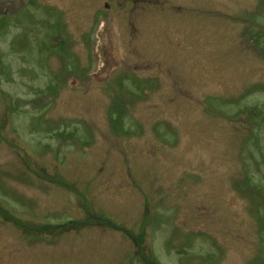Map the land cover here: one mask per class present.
<instances>
[{
  "label": "rangeland",
  "instance_id": "rangeland-1",
  "mask_svg": "<svg viewBox=\"0 0 264 264\" xmlns=\"http://www.w3.org/2000/svg\"><path fill=\"white\" fill-rule=\"evenodd\" d=\"M147 1L0 6V264H264V0Z\"/></svg>",
  "mask_w": 264,
  "mask_h": 264
},
{
  "label": "flooded vegetation",
  "instance_id": "flooded-vegetation-1",
  "mask_svg": "<svg viewBox=\"0 0 264 264\" xmlns=\"http://www.w3.org/2000/svg\"><path fill=\"white\" fill-rule=\"evenodd\" d=\"M141 1H146L147 4L149 2L147 0H20L16 3L2 5L12 6L23 4L24 8L22 13L28 25L32 27L37 26L38 30L66 31L70 23V18H77L79 16L80 19L85 21V27L89 28V34L92 31L96 32L95 36L98 39L99 33H102V36H104V33L107 31L110 23V12L113 8L115 9L120 2H132V8L136 9L134 3H140L142 5ZM150 1V4L154 6L157 0ZM165 2L169 6V3L167 1ZM61 34L56 33L54 38L61 39V46L68 45V40L64 33Z\"/></svg>",
  "mask_w": 264,
  "mask_h": 264
},
{
  "label": "water",
  "instance_id": "water-1",
  "mask_svg": "<svg viewBox=\"0 0 264 264\" xmlns=\"http://www.w3.org/2000/svg\"><path fill=\"white\" fill-rule=\"evenodd\" d=\"M20 0H0V5L2 4H6V3H16V2H19ZM98 40H99V43L101 45V47L99 48L100 52H101V62H102V66L100 68V71L99 73L100 74H104L107 66H108V61L105 57V54H104V48L106 47V40L105 38L102 36V33H99L98 34Z\"/></svg>",
  "mask_w": 264,
  "mask_h": 264
}]
</instances>
